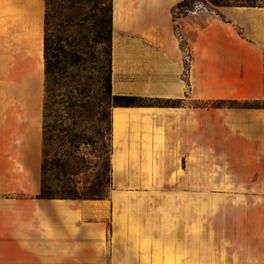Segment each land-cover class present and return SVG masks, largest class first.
<instances>
[{
  "label": "crops",
  "instance_id": "crops-1",
  "mask_svg": "<svg viewBox=\"0 0 264 264\" xmlns=\"http://www.w3.org/2000/svg\"><path fill=\"white\" fill-rule=\"evenodd\" d=\"M183 1L112 0L110 93L145 106L110 108L107 198L70 199L40 197L44 0H0V264H117L114 190L197 146L264 188V0L175 13Z\"/></svg>",
  "mask_w": 264,
  "mask_h": 264
},
{
  "label": "rangeland",
  "instance_id": "rangeland-1",
  "mask_svg": "<svg viewBox=\"0 0 264 264\" xmlns=\"http://www.w3.org/2000/svg\"><path fill=\"white\" fill-rule=\"evenodd\" d=\"M123 1L129 8L136 2ZM111 2H44L48 53L56 56L47 83L44 77L49 128L43 135L42 180L47 197L107 198L110 108L145 106L135 97L115 106L109 94ZM226 3L193 0L186 7L216 11ZM207 153L197 146L193 156H168L155 167L162 172H147L143 187L114 190L123 199L113 216L123 214L126 223L121 231L113 224V237L107 240L117 264H264V188L233 178L237 169L245 171L244 165L222 163V157Z\"/></svg>",
  "mask_w": 264,
  "mask_h": 264
},
{
  "label": "trees",
  "instance_id": "trees-1",
  "mask_svg": "<svg viewBox=\"0 0 264 264\" xmlns=\"http://www.w3.org/2000/svg\"><path fill=\"white\" fill-rule=\"evenodd\" d=\"M214 1H217V2L225 1V2H227L226 0H214ZM44 2H45V0H44ZM188 2H192V1H183V2L179 3L177 5V9L179 10L182 7H185ZM242 2L248 3V2H246V0H243ZM227 3L226 4H221V6L222 5H227ZM44 23H45V20H44ZM109 31H110V29H109ZM109 42H110V32H109ZM103 43H104L103 41H99V44H103ZM43 50H44V55H43V58H44V77H45V81L47 83V78H49V76H51L52 69H53V63L51 62V58L54 59V58H56V56H53V55L50 56L49 55L48 51L50 49L47 46V40L45 38V34H44V37H43ZM108 84H109V80H108ZM108 89H109V94L111 95L109 85H108ZM46 95H47V91H46ZM70 98L72 100L74 99L73 96H71ZM131 99H133V97L111 96V100L114 102L115 106H118V105H116V103L119 102V101L128 102V101H131ZM48 104H49V101L47 100V96H46L45 99H44V103H43L42 139H43V135L45 136L48 133V128H49V126L47 124V115H46ZM107 164H108V162H107ZM42 165H41V190H40V197H42V198H52V197H47L45 195V194H47L49 192V189L46 187V185L44 184V182L42 180V176H43V173H44V169H43ZM71 176H72V174H64V177H71ZM109 180H110V177H109V169H108V186H109V183H110ZM70 199H102V198H98V197L97 198L96 197L95 198H81L79 196H75V197H71Z\"/></svg>",
  "mask_w": 264,
  "mask_h": 264
}]
</instances>
